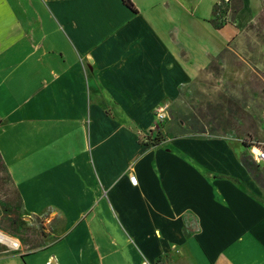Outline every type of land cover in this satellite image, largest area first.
<instances>
[{
    "label": "crops",
    "instance_id": "0c3cea01",
    "mask_svg": "<svg viewBox=\"0 0 264 264\" xmlns=\"http://www.w3.org/2000/svg\"><path fill=\"white\" fill-rule=\"evenodd\" d=\"M217 1L0 0V163L43 226L0 264H264L238 145L171 125L263 6Z\"/></svg>",
    "mask_w": 264,
    "mask_h": 264
},
{
    "label": "rangeland",
    "instance_id": "374dc122",
    "mask_svg": "<svg viewBox=\"0 0 264 264\" xmlns=\"http://www.w3.org/2000/svg\"><path fill=\"white\" fill-rule=\"evenodd\" d=\"M260 13L228 48L210 63L205 94L196 95L170 111L172 128L217 136L237 144L249 161L247 140H264V0ZM201 91V90H200ZM178 106V107H177ZM170 121V119H169ZM174 123V124H173ZM253 173L255 196L264 203V164ZM17 191L0 163V233L28 239L42 232L40 221L26 222ZM2 247L6 244L0 242Z\"/></svg>",
    "mask_w": 264,
    "mask_h": 264
},
{
    "label": "built area",
    "instance_id": "2783aa9c",
    "mask_svg": "<svg viewBox=\"0 0 264 264\" xmlns=\"http://www.w3.org/2000/svg\"><path fill=\"white\" fill-rule=\"evenodd\" d=\"M231 0H219L217 1V6H219L221 9H226L225 14L223 16V21L226 23L229 21V17L227 16L228 13L231 11L230 6ZM166 106H160L155 109V118L157 121H163L165 120L167 115ZM247 149L248 154L252 162H254L256 165L259 166V164H264V140L263 141H257V140H247ZM131 182L135 183L134 177H131ZM6 243H10V245L17 247V242L10 240L5 241Z\"/></svg>",
    "mask_w": 264,
    "mask_h": 264
},
{
    "label": "trees",
    "instance_id": "16d2710c",
    "mask_svg": "<svg viewBox=\"0 0 264 264\" xmlns=\"http://www.w3.org/2000/svg\"><path fill=\"white\" fill-rule=\"evenodd\" d=\"M122 2L130 9L135 10L133 3L131 2V0H122ZM241 5V0H233V4H232V14L235 15L236 12L239 10ZM225 10L226 9H221L219 6H217V4H215L213 6V10H212V18L210 20L211 24L213 25V27L215 28H220L222 27L225 22L223 21V16L225 14ZM199 132V131H198ZM198 132H189V131H185L183 130L181 133H192V134H199ZM161 137L159 136V134H156L152 139L151 142L153 144H159L161 141ZM149 140V139H148ZM240 162L243 165V167L247 170V172L249 174H251L254 178H257L256 175L253 173V163L249 161V159L245 156V155H241L240 156ZM255 167H258V165H256L254 163Z\"/></svg>",
    "mask_w": 264,
    "mask_h": 264
},
{
    "label": "bare ground",
    "instance_id": "6f19581e",
    "mask_svg": "<svg viewBox=\"0 0 264 264\" xmlns=\"http://www.w3.org/2000/svg\"><path fill=\"white\" fill-rule=\"evenodd\" d=\"M0 239L1 240H8V237H6L4 234L0 233Z\"/></svg>",
    "mask_w": 264,
    "mask_h": 264
}]
</instances>
